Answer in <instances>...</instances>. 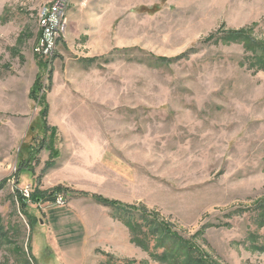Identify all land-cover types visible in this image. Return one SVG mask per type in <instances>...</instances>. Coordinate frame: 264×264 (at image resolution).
<instances>
[{"label":"rangeland","instance_id":"obj_1","mask_svg":"<svg viewBox=\"0 0 264 264\" xmlns=\"http://www.w3.org/2000/svg\"><path fill=\"white\" fill-rule=\"evenodd\" d=\"M53 1L0 0V264H264V0H65L46 51Z\"/></svg>","mask_w":264,"mask_h":264},{"label":"trees","instance_id":"obj_2","mask_svg":"<svg viewBox=\"0 0 264 264\" xmlns=\"http://www.w3.org/2000/svg\"><path fill=\"white\" fill-rule=\"evenodd\" d=\"M227 34V33H226ZM227 38L228 39H241L243 38V33L241 31H235V32H232V33H228L227 34ZM192 51V50H190ZM189 51V52H190ZM189 52L185 53L183 56H186ZM36 89H39L38 87V84H35L34 87H33V92H35ZM45 129H47V126L45 125L44 127ZM60 189V187H58L54 192L53 194H55L56 192H58ZM93 199H95L98 203H101L105 206H109L113 209V211L115 212V217L118 218L119 220H122L124 221L128 226L129 228H131V230L135 231L136 229H138V226L141 225V223L143 224H146L147 222H150L151 220L153 221L152 222V225L153 226H158L159 228L162 227L163 230H164V233L163 236H167L168 234L171 235L173 238L177 239L179 242L182 243V238L178 236V234L176 232H172L168 226L163 222V221H159L157 219V216L156 218L153 216V215H147L148 212H146V210L144 209V211L140 208H136V207H133L131 205H128V204H124L118 200H113V199H109V198H105V197H102V196H98V195H92ZM54 198V197H52ZM23 206H25V203L22 204ZM138 214L137 216H135V214ZM151 217V218H150ZM150 218V219H149ZM147 221V222H145ZM148 224V223H147ZM146 243V242H145ZM183 244L187 247V249H189L190 251H194L196 249L195 246H192V245H188L187 243H184ZM155 248H160V246L156 245L154 246V249ZM172 250L176 253V251L172 248ZM196 251V250H195ZM171 252V253H170ZM167 251V249H165L162 253L160 254H157V253H154L153 252V256L156 257L158 256V260H160L161 262H164V261H167L168 259H170L171 257L170 256H174L173 252L170 250ZM197 252L200 253L199 250H197ZM176 255H178V251L176 253ZM195 259H198V260H195ZM182 264H211L206 258L205 256L201 253V257H197V258H194V259H188L186 260L185 263H182Z\"/></svg>","mask_w":264,"mask_h":264},{"label":"built area","instance_id":"obj_3","mask_svg":"<svg viewBox=\"0 0 264 264\" xmlns=\"http://www.w3.org/2000/svg\"><path fill=\"white\" fill-rule=\"evenodd\" d=\"M65 0H55L49 5L43 6L42 21L40 27L42 36L39 46L46 50L47 47H52L59 36L65 29L64 11H66ZM46 47V48H45ZM47 51V50H46Z\"/></svg>","mask_w":264,"mask_h":264},{"label":"bare ground","instance_id":"obj_4","mask_svg":"<svg viewBox=\"0 0 264 264\" xmlns=\"http://www.w3.org/2000/svg\"><path fill=\"white\" fill-rule=\"evenodd\" d=\"M42 9H43V7L39 10V12H38V18H39V24H40V22L42 21ZM65 12L66 11H64V20H65Z\"/></svg>","mask_w":264,"mask_h":264}]
</instances>
